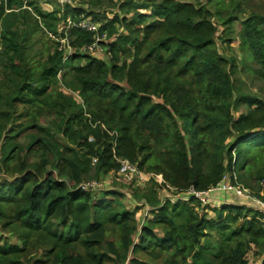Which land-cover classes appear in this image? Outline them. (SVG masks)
I'll return each instance as SVG.
<instances>
[{"label":"trees","instance_id":"1","mask_svg":"<svg viewBox=\"0 0 264 264\" xmlns=\"http://www.w3.org/2000/svg\"><path fill=\"white\" fill-rule=\"evenodd\" d=\"M117 8L122 16L115 13L98 23L105 15L96 7L88 12L66 3L58 16L59 11H45L32 1L0 0V55L9 60L7 86L0 87L11 91L9 110L0 112V140L18 138L29 126L39 135L25 150L9 142L2 162L7 168L21 155L25 159L41 151L51 155L54 169L43 175L49 164L43 156L23 173L29 163L22 160L21 176L0 183V223L10 226L23 245L0 242V264H115L102 244L121 263L131 251L153 264H248L252 245L264 264V224L255 207L233 202L203 207L173 192L162 198L151 179L149 187L131 191L142 206L130 211L118 203L121 193L79 188L92 170L107 175L117 171L118 159H126L140 171L161 175L178 192L205 191L235 173L244 144L251 150L239 171L255 173L264 183V99L236 84V66L216 49L217 30L206 5L122 0ZM67 16L76 24L90 19L99 24V34L113 39L102 44L108 61L79 51L95 35L68 27ZM260 22L242 23L241 43L257 66L250 74L264 86ZM22 25L30 28L22 31ZM39 30L67 40L72 52L59 50L57 42L46 62L27 61L29 35ZM60 82L82 103L58 91ZM240 106L247 111L238 114ZM40 117L55 123L52 130L37 123ZM228 138L233 142L227 144ZM258 197L264 202V195ZM141 207L147 208V221L134 230L129 225ZM207 210L215 218L207 219ZM117 228L123 232L118 248L106 237ZM133 230L135 239L129 237ZM212 233L217 235L213 243L205 240ZM36 247L45 251V260L30 259Z\"/></svg>","mask_w":264,"mask_h":264},{"label":"rangeland","instance_id":"2","mask_svg":"<svg viewBox=\"0 0 264 264\" xmlns=\"http://www.w3.org/2000/svg\"><path fill=\"white\" fill-rule=\"evenodd\" d=\"M24 1H32L36 3V5L40 8H42L45 11H59L58 16H62L63 13V6L66 3L71 4L72 6L76 8H83L87 10L88 12H91V9L96 7L95 10H99L102 12V17L98 20V23H103L104 20L112 18L113 14L119 13L120 16H122V13L118 10V5L122 2V0H24ZM190 1V0H188ZM195 2H201L202 4L206 5V7L211 11L212 13V22L214 23L217 34H216V49L220 54H222L228 62H232L235 64L236 68L234 69V75L233 77L236 80V84L239 85V88L244 89V92H250L252 95L258 96L260 98L264 99V86L253 75L250 74L249 68H255L256 64L252 61L251 57L249 56V52L246 46H243L241 41V34L242 30L244 28V25L242 24L249 18H256V20H261L263 22H260L256 25H258L260 28L264 29V0H214L210 3L207 2V0H191ZM67 16L66 18H68ZM128 19L132 18V15H127ZM90 20V19H89ZM226 20V21H225ZM227 22L226 25L223 24V22ZM96 22V21H95ZM30 23V22H29ZM99 25V24H95ZM60 26V24H59ZM30 27L22 25L20 27V30L24 31L25 29H29ZM31 30V29H30ZM28 30V31H30ZM221 37H223L221 39ZM228 38L230 41L228 43H223V39ZM59 43L60 46L64 47L68 43V41L64 39H60L58 37H54L53 35H49L44 31H36L35 33H32L29 35V40L26 43V50H25V58L26 60L33 63H43L46 62L48 55L53 54L54 49L56 48L55 43ZM59 46V47H60ZM58 47V48H59ZM68 52V49H67ZM72 51H69V53ZM66 55V54H65ZM102 58L105 61H108V57L103 54ZM9 60L0 55V83L5 87L6 82V75L9 73ZM257 67V66H256ZM70 68H67V71ZM60 76V73L58 74ZM7 86V85H6ZM58 91L64 93L68 97H75L78 104H81V99L76 96V92L74 93L70 89L65 88L64 84L60 82L58 84ZM263 88V90H262ZM10 90L8 87L3 88L0 87V112L1 114L8 111L9 108L7 106V96L10 94ZM155 102H159V100L155 99ZM247 110L240 106L238 108V114L239 113H245ZM0 114V116H1ZM52 117H56L53 115ZM177 120V119H176ZM49 119L44 120V117H40V120L37 122L42 128H48L52 130L51 125H55L54 122L49 125L47 123ZM36 123V124H37ZM181 124V122H179ZM8 127V125L6 126ZM38 130L35 129L32 126H29L28 129H26L25 132H23L22 135H20L18 138L8 139L6 141L0 140V183L4 180H10L13 181L15 178L20 177V172L17 171V168H21V161L24 160V163L27 164V167H24L23 173H25L27 170H32L29 166H31L33 163H40L43 159V156L49 160V164L47 165V169L43 171V175L46 172L52 171V163H51V155L47 152L46 155H41V151L39 154H31L28 155L27 158H23V155L18 159H14L8 163V167L6 168L4 166V163L2 162V158L4 155L3 148L9 149V142L14 146V144H18L26 149L28 144L31 141L32 137L38 136L37 134ZM190 133V132H189ZM191 134V133H190ZM10 135L7 133V136ZM58 139H61L60 135L57 136ZM62 140V139H61ZM185 140H187V136H185ZM228 143H232L233 139L228 138ZM12 147V146H11ZM250 147L247 144L241 145L239 147V150L237 152V166L234 170L237 177H240V184L248 189L252 195L255 198H260L258 196L264 195V183L258 182L256 180V174L255 173H241L239 169L241 168V165L244 162V156L247 151V153H250ZM27 161V162H26ZM91 165H94V162L92 161ZM94 168V167H93ZM257 169H255L256 171ZM145 173H150L146 172ZM245 174V175H244ZM86 181H94L100 184V189L96 191V193H99L102 190H113L118 193H121L124 195L123 198L118 199V203L120 206H122L124 209L127 210H133L135 206L141 205L140 202H135L131 198V191L138 188H145L149 187V181H146L144 184L136 185L135 182L131 185L124 184L123 182L118 181V177L116 176L115 172H110L107 175H104L102 173L96 174L94 170L90 172V176H86L82 178V183ZM142 182V181H140ZM159 186V185H158ZM160 187V186H159ZM160 196L164 197V194L162 191H160ZM166 195L171 196L168 192ZM210 196L215 200L213 202L214 206H220L225 203H239L240 205L245 206H251L255 207L254 204L250 201L239 199L235 197L234 193H224L220 191H216L210 194ZM253 198V197H252ZM251 198V199H252ZM232 200V201H230ZM193 204H196L195 201L192 202ZM213 205H210L214 207ZM142 206V205H141ZM205 207L206 205H202ZM209 206V205H208ZM202 207V208H203ZM147 208L141 207L135 213L134 221L130 223L129 226H133L134 230L139 229L140 226L147 221ZM200 211V210H199ZM202 211H200L201 213ZM206 218L210 219L215 216L214 212H211L210 210L206 211ZM147 215V216H146ZM215 218V217H214ZM134 230L131 232L129 237L132 239V237L135 239ZM157 233H161L159 230H156ZM123 236V232H120V230L117 228L116 230H113L112 232H107L106 237L111 241L114 242V245L118 248L121 238ZM217 239V235L215 233H212V236L206 237L205 240L210 241L211 243L215 242ZM8 241L14 245H17L18 247H22L21 240L18 238L17 233L13 232L10 229V226H2V223H0V242ZM204 241V238L201 239V243ZM103 243V241H102ZM104 251L106 254L115 260V264H129L131 260H138L142 262L143 264H153L149 259H147L145 256L135 255L132 254L131 251L127 252V260L126 262L121 263L119 259H115V255L112 254L107 249L106 244H102ZM39 247V246H38ZM36 247L35 249L30 251V259L38 258L40 260H45V251L42 250V248ZM258 251L250 245V249L247 252V260L248 264H260L263 255L257 254ZM21 260H24V256H21ZM27 264V263H25ZM29 264V263H28ZM112 264V262H111Z\"/></svg>","mask_w":264,"mask_h":264},{"label":"built area","instance_id":"3","mask_svg":"<svg viewBox=\"0 0 264 264\" xmlns=\"http://www.w3.org/2000/svg\"><path fill=\"white\" fill-rule=\"evenodd\" d=\"M67 26L76 27L77 29L92 32L95 35L94 42L92 44L79 49L81 53L90 54L93 56H101V58L104 54L108 58H110V54L105 53L107 50L102 44H108V42L113 41V39L108 40L105 33L99 34V25H95V23H93L89 19L82 20L81 22L76 24L74 22L72 23L71 20L67 18ZM62 48L66 50L68 49V52L72 51V48L68 43L64 47L60 46L59 50H61ZM93 162H95V160H93ZM117 162L119 164V167L117 171H115V174L118 177V181L123 182L124 184L131 185L135 182L136 185H141L146 181L153 179L161 187L160 191H162L165 198H171V196L166 195V193L168 192L170 194V192H173L179 194V199H182L185 202L194 199L200 202L201 205H213V202L215 200H213V198L210 196V194L213 192L220 191L226 194L234 193L236 198L244 199L254 204L255 209L261 214V221L264 224V202L258 198H255L253 195V198L251 197V192L240 184L236 173L225 174L218 184L205 191H198L193 187H190L184 192H178L175 188L167 185L161 175L140 171L136 164H131L126 159H118ZM79 188L83 192H96L100 189V184L94 181H86L81 183L79 185Z\"/></svg>","mask_w":264,"mask_h":264},{"label":"crops","instance_id":"4","mask_svg":"<svg viewBox=\"0 0 264 264\" xmlns=\"http://www.w3.org/2000/svg\"><path fill=\"white\" fill-rule=\"evenodd\" d=\"M233 202V201H232Z\"/></svg>","mask_w":264,"mask_h":264}]
</instances>
